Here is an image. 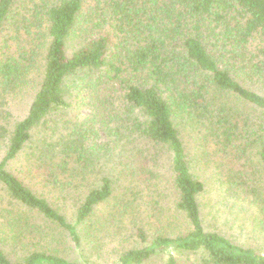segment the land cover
Returning <instances> with one entry per match:
<instances>
[{
  "label": "trees",
  "instance_id": "16d2710c",
  "mask_svg": "<svg viewBox=\"0 0 264 264\" xmlns=\"http://www.w3.org/2000/svg\"><path fill=\"white\" fill-rule=\"evenodd\" d=\"M0 37V264H75L57 249L62 235L81 249L87 221L119 187L122 209L100 231L148 201L136 219L141 248L118 264L160 254L179 264L173 253L264 264V245L206 231L199 203L207 168L264 235V0H0ZM31 84L27 114L13 123L11 102ZM74 85L105 114L63 129ZM102 128L106 148L112 135L131 152L116 181L96 167L103 148L90 139ZM168 212L181 233L148 239L144 224Z\"/></svg>",
  "mask_w": 264,
  "mask_h": 264
},
{
  "label": "rangeland",
  "instance_id": "374dc122",
  "mask_svg": "<svg viewBox=\"0 0 264 264\" xmlns=\"http://www.w3.org/2000/svg\"><path fill=\"white\" fill-rule=\"evenodd\" d=\"M4 36V35H2ZM7 38V37H6ZM6 38L0 37V41L5 40ZM77 86L74 85L73 97L71 99L72 106L68 109V112L64 114V116L60 119L63 129L70 128L74 125H79L80 128H85L90 125L88 120L93 121H101V116L105 113H93L94 111L90 110V106L86 105L88 101L84 100L83 97L87 95L84 92H76ZM34 86L31 84L28 86L26 92H24L19 97H16L11 102L12 107V122H16L24 118L27 114L28 106L31 102L32 94L34 93ZM73 90V89H72ZM86 90V89H85ZM107 100L110 99V95L106 97ZM91 111V112H90ZM105 125L113 128L112 122L108 120H104ZM65 123V124H64ZM62 129V131H63ZM105 128H102L99 131V134L95 135L90 139V143L92 145H98L103 148L102 154L104 155L102 158V162L99 163L96 167H101L100 169L102 175L110 176L111 179L116 181L117 177L120 174V168L125 159H127L128 155L131 153L130 149L126 150V148L122 147L123 142L115 143V138H112L110 141L111 149L106 148L104 146L105 143L108 142L106 138ZM140 141V140H138ZM135 141L132 143V147L136 146L140 149L141 144ZM137 142V144H135ZM97 146V147H98ZM130 147V148H132ZM127 151V152H126ZM3 157V148H0V160ZM122 158L120 164H118L119 159ZM135 162L133 158L129 160V163ZM198 170L201 172L204 169H201L199 165H196ZM13 173L15 171L20 170V166L18 163H11L9 166ZM200 168V169H199ZM206 169L205 173H200L203 177L204 174L208 175L211 178H202L205 179V184L207 185L206 193L199 198V203L201 206L203 225L206 231L217 232L218 234H224L228 237L233 236V239L238 244L248 245L251 244L256 246L258 244L264 245V235L260 232L257 233L251 232V225L249 222L248 211H246L240 204V207H233L231 201H228L225 195L222 194V188L220 184L216 181L215 176H211L208 174V169ZM196 171V169H193ZM98 172V171H97ZM101 175L98 172V176L95 178H100ZM93 178V179H95ZM122 180L123 177L121 178ZM125 187H128V182H124ZM35 191L36 188H34ZM143 203L141 204V209L136 208H128L126 214L123 218H118L122 222H118L117 220L112 221V224L107 229L100 231L99 224L104 222V218L107 217L108 212L116 213L117 211H121L122 209V200L123 195L122 191L119 188L116 189L114 198L112 199V204L107 209L99 208L97 213L93 218L89 219L82 233V248L76 250L69 239H67L66 235H62L60 242L57 244V249L60 254L70 260L75 264H84L85 261H88L90 264H118L119 258L121 255L129 250L140 249L141 244L138 239L135 237L137 227L141 225V220L137 221L136 219L138 215H143V209L145 205H147V198H143ZM139 204L142 202V197L138 200ZM74 208L67 204L63 206L62 212L67 216L69 222L74 223L73 216ZM138 212V213H137ZM110 217V216H109ZM166 219L164 223H156L151 226V228L145 225V229L147 230V238H151L154 234H163L175 237L179 235L181 232L180 219L173 213L168 212L166 214ZM169 223H172L170 226ZM169 226V227H168ZM248 227L250 229H248ZM253 228V227H252ZM28 243V242H26ZM176 258L179 260V264H200L201 253L191 254H178L173 253ZM166 255L160 254L155 257H152L148 261H145L143 264H165Z\"/></svg>",
  "mask_w": 264,
  "mask_h": 264
}]
</instances>
